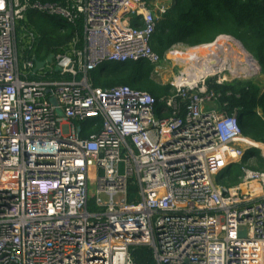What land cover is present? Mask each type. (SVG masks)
<instances>
[{
    "label": "built area",
    "instance_id": "built-area-1",
    "mask_svg": "<svg viewBox=\"0 0 264 264\" xmlns=\"http://www.w3.org/2000/svg\"><path fill=\"white\" fill-rule=\"evenodd\" d=\"M162 1L0 0V264H135L140 246L154 264H264V171L252 168L264 142L242 136L236 110L205 109L216 100L208 79L222 85L258 67L175 79L158 102L87 78L110 64L159 63L150 40ZM28 11L82 24L37 72L18 53ZM20 31L30 50L34 32ZM232 171L238 182L220 184Z\"/></svg>",
    "mask_w": 264,
    "mask_h": 264
},
{
    "label": "trees",
    "instance_id": "trees-1",
    "mask_svg": "<svg viewBox=\"0 0 264 264\" xmlns=\"http://www.w3.org/2000/svg\"><path fill=\"white\" fill-rule=\"evenodd\" d=\"M32 1L65 3V0ZM134 22L133 18L132 24ZM20 25H27L35 34V42L31 44L30 50L20 40ZM46 25H50L52 29H46ZM76 32L82 35L81 23L70 26L58 17L28 11L25 20L17 27L18 53L44 62L50 55L66 51ZM219 36H228L238 41L257 63L259 74L264 77V0H171L166 13L157 22L150 47L162 60L176 45L195 48L211 44ZM150 66L145 62L104 66L101 70L89 72L87 78L93 87L109 89L128 86L149 93L158 102L169 94L171 87L157 81L151 75ZM53 73L54 76L60 77L58 73ZM64 78H67V75ZM206 84L216 96L217 110H225L228 113L237 110L242 115L239 121L242 135L254 142H264V80H233L218 85L213 79H208ZM87 136L88 133H80L81 138ZM251 152L258 157V151ZM252 168L264 171V162L257 158V164ZM218 181L223 186L236 184L238 173L228 172L218 178ZM134 194L135 188L130 187L128 202L133 201ZM130 254L135 264H154L153 253L149 247L132 248Z\"/></svg>",
    "mask_w": 264,
    "mask_h": 264
},
{
    "label": "rangeland",
    "instance_id": "rangeland-1",
    "mask_svg": "<svg viewBox=\"0 0 264 264\" xmlns=\"http://www.w3.org/2000/svg\"><path fill=\"white\" fill-rule=\"evenodd\" d=\"M45 28L49 29V30L52 29V27L50 25H46ZM216 42H217V40L215 42L211 43V44H208V45L209 46L210 45H215ZM206 48H207V50L206 49L203 50L204 54L206 55L208 53L209 54L214 53L213 56H212V54L210 55V59H212L213 57H216L217 61H221L220 59H223L226 56V54H228L230 52V51H224V52L220 53L218 51L215 52L214 48H212V49H210L209 47H206ZM194 50H196V49L195 48H187V47H184V46H181V45H176V46L172 47L168 51V53L165 54L164 58L162 60H160L159 63L156 66L155 65L153 66L150 63V61H147V60L145 61V63H146L147 66L151 65L150 67H152L151 68L152 69V74L156 75L154 77L157 79V81H159V82H161L163 84H172L175 81V79H178V78H181V77L184 78V79H187L191 75H195V72H196L197 69L194 66H192V65H196V66L200 67V66L204 65V62L206 60H210L208 58L207 59L203 58L204 60L203 59H195L193 62H183V63H181V60H179V57L177 56V54H179V53L187 54V53H192V52H196L197 51V50L196 51H194ZM211 50H214V51L211 52ZM200 52H202V51H200ZM204 57H206V56H204ZM226 60H227V66H228V64L231 65V62L229 61V58H226ZM255 64L257 66L256 62H255ZM211 67L212 66H211L210 63L207 64V68L209 69V71L211 70L210 69ZM238 67H241V68H246L247 67V68H249V70H251V68H252L249 65L246 66V67H245V65L244 66H238ZM217 68H218V66H217ZM154 72H155V74H154ZM197 72H199V70H197ZM239 79H241V80L255 79L256 81L261 82L262 80H264V77L261 76L259 74V72H258L257 75H255V76H253L251 78L248 77L247 74H243V76L241 78H239ZM239 167H240L239 164L235 165L233 167V170H237ZM88 192H89V196H91V195L93 196L95 194V186L92 183L90 184V182H89V186H88Z\"/></svg>",
    "mask_w": 264,
    "mask_h": 264
},
{
    "label": "bare ground",
    "instance_id": "bare-ground-1",
    "mask_svg": "<svg viewBox=\"0 0 264 264\" xmlns=\"http://www.w3.org/2000/svg\"><path fill=\"white\" fill-rule=\"evenodd\" d=\"M206 47H209L210 49L214 48L215 52L216 51H218L220 53L224 52V51H230V52L228 54H226V56L223 59H220L221 61H217L216 57H213L212 59H210V55L212 54V56H213L214 53H211V54L208 53L206 55L204 54L203 50H205V49L207 50ZM195 49L197 50V51L194 50L196 52L187 53V54H183V53L177 54V56L179 57V60H181V63H183V62H193L195 59H203V58H206V59L208 58L210 60H206L204 62V65H202L200 67L196 66V65H192L197 70H199V72H197V70L195 69L196 70L195 75H191L190 78H188L186 80L176 79L178 84L185 83L186 85H188L190 82L196 81L201 74L205 73L206 71H209V69L207 68V64H209V63L211 64V66L213 67L214 70L217 68V66H218V68H227V60H226V58H229V61L231 62V65L235 66L236 68L238 66H244V65L245 66L249 65L252 68L254 66L256 67V64H255L254 60H252L251 56H249V54L245 51L243 46L238 41L234 40L231 37L220 36V37H218L217 42L215 43V45H210V46L209 45L208 46L204 45V46L195 47ZM200 51H202V52H200ZM213 51L214 50H211V52H213ZM204 56H206V57H204ZM143 62H145V61H143Z\"/></svg>",
    "mask_w": 264,
    "mask_h": 264
},
{
    "label": "water",
    "instance_id": "water-1",
    "mask_svg": "<svg viewBox=\"0 0 264 264\" xmlns=\"http://www.w3.org/2000/svg\"><path fill=\"white\" fill-rule=\"evenodd\" d=\"M52 59H53V55H50L47 60L45 62H39L34 58V62H35V72L37 71H42L45 67L46 64H51L52 63ZM258 70H260L258 68ZM56 71L59 72L60 69L56 68ZM51 103L55 106L56 105V101L55 99L51 100ZM240 236H244V232H240L239 233Z\"/></svg>",
    "mask_w": 264,
    "mask_h": 264
},
{
    "label": "clouds",
    "instance_id": "clouds-1",
    "mask_svg": "<svg viewBox=\"0 0 264 264\" xmlns=\"http://www.w3.org/2000/svg\"><path fill=\"white\" fill-rule=\"evenodd\" d=\"M162 3L168 8V5H167L166 0H163ZM156 26H157V24H156ZM155 29H156V27H155ZM152 36H153V35H152ZM219 37H220V36H219ZM151 38H152V37H151ZM217 39H218V38H217ZM217 39H216V40H217ZM216 40H215V41H216ZM234 40H235V39H234ZM150 41H151V40H150ZM215 41H214V42H215ZM203 46H204V45H203ZM167 53H168V52H167ZM249 56H250V55H249ZM251 58H252V57H251ZM252 60H253V58H252ZM44 62H45V61H44ZM153 66H154V65H153ZM257 66H258V65H257ZM258 68H259V67H258ZM259 73H260V70H259ZM152 76H156V75H153V74H152ZM239 80H241V79H239ZM213 82H214V79H213ZM224 84H225V83H224ZM169 85H170V84H169ZM206 85H207V84H206ZM222 85H223V84H222ZM170 87H171V86H170ZM207 88H208V87H207ZM169 93H170V92H169ZM213 106H214V108H216L215 103L213 104ZM157 107H160V106H157ZM216 109H217V108H216ZM236 111H237V110H236ZM232 112H233V111H232ZM232 112H230V113H232ZM237 112H238V111H237ZM241 133H242V132H241ZM242 136H243V135H242ZM243 137H244V136H243ZM244 138H246V137H244ZM247 139H248V138H247ZM249 140H250V139H249Z\"/></svg>",
    "mask_w": 264,
    "mask_h": 264
},
{
    "label": "crops",
    "instance_id": "crops-1",
    "mask_svg": "<svg viewBox=\"0 0 264 264\" xmlns=\"http://www.w3.org/2000/svg\"><path fill=\"white\" fill-rule=\"evenodd\" d=\"M170 1H171V0H166L167 5H170ZM211 106H213V105H211ZM205 109H206V110L211 109L210 105H207V106L205 107Z\"/></svg>",
    "mask_w": 264,
    "mask_h": 264
}]
</instances>
